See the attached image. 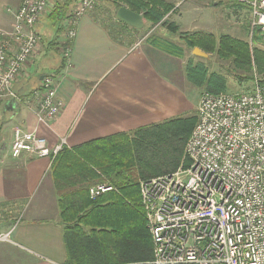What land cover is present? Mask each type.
Listing matches in <instances>:
<instances>
[{
	"label": "built area",
	"instance_id": "built-area-1",
	"mask_svg": "<svg viewBox=\"0 0 264 264\" xmlns=\"http://www.w3.org/2000/svg\"><path fill=\"white\" fill-rule=\"evenodd\" d=\"M228 1L247 6L251 25L264 32V0ZM95 4L80 0L65 21L62 58L67 66L77 25ZM48 8L49 0H22L9 10L11 28L0 30V103L18 99L13 85L40 53L42 38L35 27ZM31 102L39 125L48 126L59 116L63 102L54 75L44 76ZM64 144L50 148L37 129L15 128L10 155L17 159L26 153L52 162ZM185 154L190 165L176 170L182 173L140 184L152 264H264V79L255 75L246 92L204 91ZM112 190L101 183L88 193L94 199Z\"/></svg>",
	"mask_w": 264,
	"mask_h": 264
},
{
	"label": "crops",
	"instance_id": "crops-1",
	"mask_svg": "<svg viewBox=\"0 0 264 264\" xmlns=\"http://www.w3.org/2000/svg\"><path fill=\"white\" fill-rule=\"evenodd\" d=\"M15 1V7L6 6L5 12H0L1 29L11 28L12 16L7 10H16L22 0ZM222 6L230 10L229 5L216 3L215 7ZM95 15L91 10L79 21L71 42L70 66L63 65L59 71L61 52L54 55L55 60L46 58L42 36L39 55L24 66L23 75L13 85L18 99L0 103V118L8 117L0 125V237L6 235L0 239V264H64L66 259L51 162L26 153L12 158L15 128L37 129L50 148L64 141L63 147L71 149L192 114L195 103L191 104L192 99L178 82L181 73L187 80L186 74L172 65L179 58L155 48L147 38L140 45L141 41H136L139 30L126 25L124 35L114 39ZM219 24L216 26L222 27ZM35 31L41 35L43 29L35 27ZM64 42L65 38L61 45ZM48 69L53 70L45 73ZM47 74L57 75L56 94L63 108L45 126L37 123L31 94ZM6 125H10L7 131Z\"/></svg>",
	"mask_w": 264,
	"mask_h": 264
},
{
	"label": "trees",
	"instance_id": "trees-1",
	"mask_svg": "<svg viewBox=\"0 0 264 264\" xmlns=\"http://www.w3.org/2000/svg\"><path fill=\"white\" fill-rule=\"evenodd\" d=\"M78 1L60 0L49 9L46 18L58 26L53 40L47 44L42 41L47 49L56 45V37L63 31L62 23L70 18ZM217 1L221 5L222 0ZM123 6L140 14L149 24L148 30L165 27L171 36L183 40L188 49L197 47L209 56L230 62L239 81L248 78L251 55L247 41L198 31L177 32L178 25L168 20L175 11L172 0H100L94 10L101 12L99 22L114 39L121 38L127 28L115 18ZM257 33L264 39V32L257 29ZM146 41L170 55L184 57V49L171 40L151 35ZM254 56L259 71L263 72V52L255 50ZM63 64L62 61L57 71ZM244 72L246 75H242ZM186 78L194 87L210 93L226 89L225 76L208 74L202 63L189 61ZM195 124L194 113L95 139L75 148L62 147L51 162L50 173L58 191L64 264H152L151 236L141 206L140 184L190 165L185 146ZM101 183L113 190L91 199L88 189Z\"/></svg>",
	"mask_w": 264,
	"mask_h": 264
},
{
	"label": "rangeland",
	"instance_id": "rangeland-1",
	"mask_svg": "<svg viewBox=\"0 0 264 264\" xmlns=\"http://www.w3.org/2000/svg\"><path fill=\"white\" fill-rule=\"evenodd\" d=\"M50 1L52 4H50ZM57 1L60 0H49V5L52 6L48 8L47 11L48 13H49V9H51L54 6V4L57 3ZM95 1H96L95 4L96 6L98 0ZM172 1L175 7L174 9L175 13L174 15H171L168 18V20L169 22L171 21L174 24L178 25L179 31L177 32L181 34L193 33L196 31L211 33V34L215 33L214 34L215 36H218L220 34L228 35L240 40L247 41V43L249 44L250 55H251V71L250 73H248V75H246V72L242 73V75H246V77L248 78L247 79L242 78L241 79L242 81H239L236 76L238 73L232 70L233 68L230 62H227V60L219 58L216 55L209 56L206 53L208 55V58H203L194 55L192 53L193 49L192 50L188 49L185 46L183 40L178 39L176 36H171L168 30H166L165 27L162 26H155L152 29L148 30L149 24L145 22L143 29L139 30L136 37L137 42L141 41L140 45H144L146 43L145 39L149 38L151 35H155L158 36L159 38L166 39L169 41L171 40L175 42L177 45L181 46L184 49V57H180L179 59H175L173 61L172 65L173 67H175V70L180 71V73L184 71L186 74V67L189 61H191L193 64L202 63L207 67L208 74L211 73L218 75L221 74L225 76V78L227 79L226 89L224 92L221 93L236 94L242 91L246 92L251 89L255 75L260 79H264V71L263 72L259 71L258 61L255 60V56H254L255 50H259L263 52L262 57L264 59V39L262 38L261 35L257 33L258 28L253 27L251 25L250 10L247 6L243 5L241 7L235 2L222 0L220 4L230 6L229 8L230 10H225L224 6L215 7L216 3H218L217 0H172ZM16 5L17 2L15 0H0V12H5L6 6L15 7ZM232 5L234 6V8ZM238 7L240 8V10L235 9ZM94 8L92 10L94 12V15L96 14L97 17H102L101 12H97L96 10H94ZM7 12L9 11L7 10ZM44 18L45 19H41V21L39 22V24H37L36 27H42L43 32L40 36L41 37L43 36L45 38V44H47L49 41L53 40V37H55L58 23H53L48 18H46V16ZM220 18H223L224 23L220 21ZM218 23H220L219 26L222 27L218 28L216 26ZM62 26L63 29L65 30L66 29L65 22L62 23ZM227 26L229 27V29H227ZM0 30H5V29L0 28ZM52 35L53 37H51ZM259 37L262 39L261 41ZM64 38L65 37L63 33L57 35L56 45H54L52 49L51 48L46 49V53H47L46 58L48 56H51L53 57V60H55L54 55H57L59 53L61 43L64 41ZM45 61L46 60H44V62ZM52 70L53 69L45 70V73H50V71ZM178 82L179 85L184 86L188 95L192 99L193 103L191 102V104L193 105L195 103L190 111L192 114H194L196 111L195 108L198 105L199 98L201 94L204 91H206V89L194 87L192 83L188 81V79L187 80L183 79L182 73L181 76H178ZM7 119L8 117L6 118L4 115L1 116L0 125L3 126V123L7 121ZM9 126L10 125L4 126V129L7 131L9 129ZM176 173H182V171H178Z\"/></svg>",
	"mask_w": 264,
	"mask_h": 264
},
{
	"label": "water",
	"instance_id": "water-1",
	"mask_svg": "<svg viewBox=\"0 0 264 264\" xmlns=\"http://www.w3.org/2000/svg\"><path fill=\"white\" fill-rule=\"evenodd\" d=\"M115 18L118 22L136 30L143 29L145 23L140 14L132 12L124 6L117 10ZM192 53L203 58H208V55L198 48H194Z\"/></svg>",
	"mask_w": 264,
	"mask_h": 264
},
{
	"label": "bare ground",
	"instance_id": "bare-ground-1",
	"mask_svg": "<svg viewBox=\"0 0 264 264\" xmlns=\"http://www.w3.org/2000/svg\"><path fill=\"white\" fill-rule=\"evenodd\" d=\"M92 10H93V9H92ZM84 16H85V15H84ZM84 16H83V17H84ZM72 41H73V40H72ZM64 43H65V42H64ZM64 43H63V45H64ZM63 45H61V47H60L61 57H62V48H63ZM70 45H71V43H70ZM70 56H71V55H70ZM62 61L64 62L63 65H64L65 67H68V66L66 65V62H65V60H64L63 58H62ZM69 61H70V60H69ZM69 64H70V63H69ZM52 75H54L55 77H57L56 74H52ZM44 76H45V75H44ZM44 76L42 77V80H43ZM42 80H41V81H42ZM10 156H11V155H10Z\"/></svg>",
	"mask_w": 264,
	"mask_h": 264
}]
</instances>
